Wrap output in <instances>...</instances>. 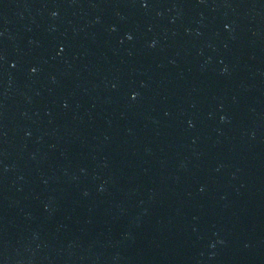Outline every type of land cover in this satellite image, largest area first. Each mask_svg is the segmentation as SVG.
<instances>
[{"label":"water","instance_id":"95a60500","mask_svg":"<svg viewBox=\"0 0 264 264\" xmlns=\"http://www.w3.org/2000/svg\"><path fill=\"white\" fill-rule=\"evenodd\" d=\"M0 264H264V0H0Z\"/></svg>","mask_w":264,"mask_h":264}]
</instances>
